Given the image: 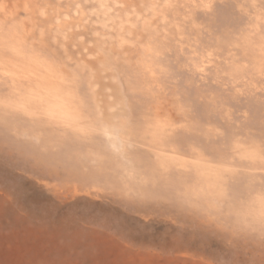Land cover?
Returning <instances> with one entry per match:
<instances>
[{"label":"rangeland","instance_id":"rangeland-1","mask_svg":"<svg viewBox=\"0 0 264 264\" xmlns=\"http://www.w3.org/2000/svg\"><path fill=\"white\" fill-rule=\"evenodd\" d=\"M2 206L0 264H264V0H0Z\"/></svg>","mask_w":264,"mask_h":264},{"label":"bare ground","instance_id":"bare-ground-1","mask_svg":"<svg viewBox=\"0 0 264 264\" xmlns=\"http://www.w3.org/2000/svg\"><path fill=\"white\" fill-rule=\"evenodd\" d=\"M89 85V84H88ZM105 96V95H104ZM107 96V95H106ZM95 97H96V95H95ZM101 97V96H100ZM108 98V96L107 97H102V102H103V104L104 105H106L107 104V102H109V100L107 99ZM115 99H117V100H119L118 98H115ZM98 100H100V99H98ZM93 101V100H92ZM96 101V100H95ZM115 101V100H114ZM122 101V100H121ZM117 106V105H116ZM113 107V106H112ZM101 108H102V106H101ZM110 108V107H109ZM121 108V107H120ZM103 110H102V117L103 118H105V120H109V118H108V116H110V115H107V113H106V111H105V109L104 108H102ZM114 109V108H113ZM110 110V109H109ZM125 111V110H124ZM129 114H130V112H129ZM101 115V114H100ZM121 116V115H120ZM123 117V116H122ZM125 119V118H124ZM124 124H126L125 122H124ZM108 126V125H107ZM110 126V125H109ZM114 127V126H113ZM108 128V127H107ZM115 129V128H114ZM105 130V129H104ZM120 132V131H119ZM85 135H87V134H85ZM112 136H114L113 134H112ZM109 137V136H108ZM117 137H118V134H117ZM33 138V137H32ZM119 138V137H118ZM215 138V137H214ZM37 139V138H36ZM111 139V138H110ZM120 140V139H119ZM198 140V139H197ZM34 141V140H33ZM113 141V140H112ZM207 141V140H206ZM35 142H37V141H35ZM122 142V141H121ZM204 142V141H203ZM116 143V142H115ZM197 143V142H196ZM122 146V145H121ZM114 147V146H113ZM185 147V146H184ZM196 147V146H195ZM199 147V146H198ZM132 148V147H131ZM130 148V149H131ZM148 148V147H147ZM149 149V148H148ZM160 149V148H159ZM121 150V149H120ZM126 150H128V149H126ZM157 151V150H156ZM159 151V150H158ZM128 152V151H127ZM211 155H213V154H211ZM128 157V156H127ZM128 160V159H127ZM91 162V161H90ZM131 162V161H130ZM129 162V163H130ZM131 165H132V163H131ZM37 182V181H36ZM41 183V187L44 189L45 188V190L47 191V193H48V195H50V194H54L55 193V189L54 188H52V187H49L48 185H46V183L44 182V181H42V182H40ZM76 188V187H75ZM80 195H81V193L77 190V189H74V191H73V193L71 194V195H66V196H64L63 198H65L66 200L65 201H60L61 203H63V202H66V201H76V198H78V197H80ZM57 195H55V197H56ZM60 198V197H59ZM149 198V197H148ZM61 200H62V198H60ZM150 202V201H149ZM158 203V202H157ZM154 204V203H153ZM156 204V203H155ZM223 204V203H222ZM154 206V205H153ZM151 207H152V205H151ZM2 208H3V206L2 207H0V217L2 216V214H3V210H2ZM160 208V207H159ZM218 209V208H217ZM161 216V215H160ZM130 217V216H129ZM21 220H24L23 218L21 219ZM15 223V225H16V227H18L17 226V223L16 222H14ZM19 228V227H18ZM61 229V226H59V227H55V226H53V225H50V226H48V225H46L45 223H39V224H37V225H34V226H32L31 228H27V229H25L24 231H20L19 229H17L16 228V230H18V231H15V235H16V238H14V239H16V241H17V243H15V246H18V247H27L28 248V246H29V243L31 242V244H32V246L34 247V245L36 246V250H37V252H40L42 249H43V247H42V243H43V241H45L46 239H47V237H50V238H48V239H52L53 241H55L56 240V237H57V235H59V230ZM72 233H73V231H71ZM76 232H74L72 235H74V236H76ZM49 235V236H48ZM74 236H72L73 238H71L70 239V241L68 242V243H65V244H63V245H61V246H66V245H69L70 243L72 244V245H74L75 247L76 246H78V245H81L83 242H82V240H81V238H78V237H74ZM5 240H7V238L5 237V235H0V241L2 242V243H4L5 242ZM106 242H107V240H105ZM125 242H126V240H125ZM132 243V242H131ZM142 243V242H141ZM17 244V245H16ZM134 244V243H133ZM146 244V243H145ZM32 247V248H33ZM143 247V246H142ZM146 247V246H145ZM15 249V251L17 250V248H14ZM30 249V248H29ZM22 250H24V249H22ZM26 250V249H25ZM61 251H63L62 249H61ZM40 254H42V253H40ZM84 254H90V251H85V253ZM98 254H101V252H98ZM12 255V253H10V256ZM26 254H25V251H21V252H18V254H17V257H9L8 258V260H7V262H12V263H14V264H32V260H33V258L31 257V258H28V257H23V256H25ZM104 255V254H103ZM147 257V258H146ZM146 257H133V258H130V257H121L120 258V260H118L117 259V261H118V264H152L151 262L153 261H151L150 260V258L148 259V257H150V256H146ZM40 258V264H47V261H48V257H39ZM89 258V260H91L92 261V258L91 257H88ZM79 260V259H78ZM112 260V259H111ZM81 261V260H80ZM101 261V263L102 264H108V261L109 260H100ZM30 262V263H29ZM36 262V261H35ZM87 262H89V261H87ZM113 262H114V260H113ZM192 263L191 264H197V261L196 260H194V261H191ZM82 263V262H81ZM74 264H77V263H74ZM199 264H201V263H199Z\"/></svg>","mask_w":264,"mask_h":264}]
</instances>
